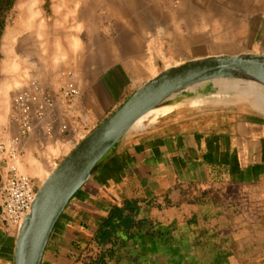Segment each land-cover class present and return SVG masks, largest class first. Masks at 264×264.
I'll use <instances>...</instances> for the list:
<instances>
[{
	"label": "crops",
	"instance_id": "0c3cea01",
	"mask_svg": "<svg viewBox=\"0 0 264 264\" xmlns=\"http://www.w3.org/2000/svg\"><path fill=\"white\" fill-rule=\"evenodd\" d=\"M93 2L14 0L7 16L2 44L12 31L14 51L75 52L67 64L76 69L79 96L68 130L56 111L47 117L51 137L36 128L22 141L21 169L36 187L148 75L131 70L141 63L138 50L125 55L108 38L130 16L106 14ZM0 73L9 84H0L1 141L17 127L15 80ZM40 81L60 87L59 78ZM180 103L117 143L62 213L41 264H264V116ZM1 164L0 155V184ZM15 242L0 209V264H14Z\"/></svg>",
	"mask_w": 264,
	"mask_h": 264
},
{
	"label": "rangeland",
	"instance_id": "374dc122",
	"mask_svg": "<svg viewBox=\"0 0 264 264\" xmlns=\"http://www.w3.org/2000/svg\"><path fill=\"white\" fill-rule=\"evenodd\" d=\"M93 1V6L101 7L106 14L121 12L130 16H124L119 21L118 36L112 34L108 38H116L125 55L138 50L141 63L131 70H138L140 74L148 72L143 78L145 81L169 66L193 58L264 53V0ZM129 21L133 23L132 26L127 25ZM82 37L85 46H89V35L83 33ZM2 39L3 36L0 41V67L4 59ZM68 53L69 56L65 52L14 51L11 71L6 74L15 80L13 93L28 78L51 81L58 79L63 72L71 71L74 74L76 69L67 64V59L75 52ZM249 105L239 101L228 105L210 104L206 108L232 107L264 116L260 109ZM90 184L91 181H88L82 190Z\"/></svg>",
	"mask_w": 264,
	"mask_h": 264
},
{
	"label": "water",
	"instance_id": "95a60500",
	"mask_svg": "<svg viewBox=\"0 0 264 264\" xmlns=\"http://www.w3.org/2000/svg\"><path fill=\"white\" fill-rule=\"evenodd\" d=\"M217 79L252 81L264 87V53L193 58L145 81L82 138L37 187L32 207L16 234L14 264H41L51 233L69 202L140 117ZM206 93L200 91L199 96L207 98L203 96Z\"/></svg>",
	"mask_w": 264,
	"mask_h": 264
},
{
	"label": "built area",
	"instance_id": "2783aa9c",
	"mask_svg": "<svg viewBox=\"0 0 264 264\" xmlns=\"http://www.w3.org/2000/svg\"><path fill=\"white\" fill-rule=\"evenodd\" d=\"M60 87L49 90L38 78H28L15 93L11 118L17 127L15 135L0 141L1 184L0 209L5 227L17 234L24 217L29 213L37 187L33 179L22 171V141L40 128L47 137L52 136L53 121L48 116L58 114L61 130L67 131L69 117L79 96L71 71L63 72Z\"/></svg>",
	"mask_w": 264,
	"mask_h": 264
},
{
	"label": "bare ground",
	"instance_id": "6f19581e",
	"mask_svg": "<svg viewBox=\"0 0 264 264\" xmlns=\"http://www.w3.org/2000/svg\"><path fill=\"white\" fill-rule=\"evenodd\" d=\"M11 32L9 33L8 31V33L5 35L2 45L4 59L1 67L2 71L5 73H9L11 71L14 55L13 43L15 39L13 38L14 36L11 34ZM1 83L2 89L9 88L7 81H3ZM193 91L198 92L182 94L179 97L174 98L172 102L168 104L169 106L165 105L146 113L130 127L127 135L133 131L140 130L143 127L145 120L154 122L159 117L165 116L171 113L173 110L181 107L182 105H170L180 102H188L190 108L199 110L206 108L207 105L210 104H213L214 106L228 105L232 104L233 102L239 103V101H245L251 106L264 112V87L252 81L238 79H217L199 85L196 87V89H193ZM200 91L207 92L203 95L207 98L199 96Z\"/></svg>",
	"mask_w": 264,
	"mask_h": 264
},
{
	"label": "trees",
	"instance_id": "16d2710c",
	"mask_svg": "<svg viewBox=\"0 0 264 264\" xmlns=\"http://www.w3.org/2000/svg\"><path fill=\"white\" fill-rule=\"evenodd\" d=\"M13 2L14 0H0V41L4 32L5 25L7 23L8 13L13 5ZM0 60H1V54H0ZM107 236H108L107 234H104L103 238H106ZM99 263L100 261L96 259L87 262L86 264H99Z\"/></svg>",
	"mask_w": 264,
	"mask_h": 264
}]
</instances>
